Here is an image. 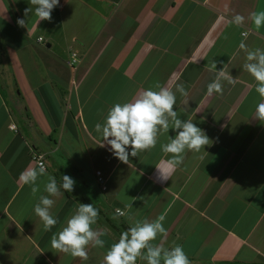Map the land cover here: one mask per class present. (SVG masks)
Returning <instances> with one entry per match:
<instances>
[{"label":"crops","instance_id":"obj_1","mask_svg":"<svg viewBox=\"0 0 264 264\" xmlns=\"http://www.w3.org/2000/svg\"><path fill=\"white\" fill-rule=\"evenodd\" d=\"M28 7L0 0V264H100L129 226L164 213L166 234L153 246L180 245L191 264H264V124L254 117L257 82L242 67L248 51L264 49V26L249 18L264 0H59L50 21L25 16ZM223 69L235 84L222 79V94L207 95ZM157 83L175 93L178 118L192 119L208 145L169 165L161 145L175 132L165 114L170 128L158 126L156 146L122 163L100 146L95 124L114 104L159 91ZM40 168L34 184L19 179ZM63 175L74 190L49 195V177L59 186ZM42 196L58 220L47 232L34 213ZM80 203L99 209L92 227L106 233L98 235L104 248L90 242L87 260L50 244Z\"/></svg>","mask_w":264,"mask_h":264},{"label":"clouds","instance_id":"obj_2","mask_svg":"<svg viewBox=\"0 0 264 264\" xmlns=\"http://www.w3.org/2000/svg\"><path fill=\"white\" fill-rule=\"evenodd\" d=\"M28 7L24 10V15L33 13L38 17V21L51 20V12L54 7L59 6V0H29ZM249 18L256 29L264 26V10L253 11L249 13ZM244 16L236 14L232 23L237 26L242 25ZM17 24L21 27L25 25V20L17 19ZM246 60L243 64V70L249 73L257 82L255 91L259 94L261 102L255 107L254 117L261 124H264V49L259 47L247 52ZM217 61L210 63L211 69L216 68ZM222 79H227L229 83L235 84L236 78L226 77L224 69L219 71L217 78L207 86V95L213 93L222 94ZM156 86L159 91L146 89L134 101L127 103H116L108 109L106 122L103 126L100 123L95 124V131L100 132L102 128L103 136L101 147H105L111 155L120 162L127 164L130 157H137L142 151H148L157 144V132L162 128L168 132L170 125L165 114L172 118L171 129L175 132L174 137L169 138V142L161 145V149L166 154H171L169 165L176 167L183 163L184 153L186 151L199 152L208 145L209 138L199 128L192 119L181 120L178 113L174 110L176 104V95L173 91L166 90L159 83ZM176 90L184 97L188 92L183 85H177ZM159 126V128H158ZM159 172L158 166L156 167ZM45 168L27 171L20 174L19 179L24 184L32 185L35 183L38 174L42 175ZM159 175L167 180V177L159 172ZM158 182V181H155ZM76 181L69 175H63L57 184L54 176H50L45 185V191L49 195H56L60 189L63 192H72ZM32 195L36 188H31ZM54 201L48 196H42L39 203L34 205V213L42 223L44 231H51L57 225L58 220L52 215L50 209ZM99 209L92 203H80L74 214L66 220L64 226L59 232L51 236V248L57 252L71 255L73 258L81 260L88 259L87 248L91 241L99 248L105 247V241L98 238V235L106 233H97L93 225L97 223ZM166 213L159 215L155 220L147 218L137 220L134 225L129 226L123 231L118 241L113 242L103 255L100 264H137V260L146 261V264H191L188 256L180 245H175L170 250H163L161 247L153 246L152 242L158 236H164L166 229L163 222Z\"/></svg>","mask_w":264,"mask_h":264},{"label":"built area","instance_id":"obj_3","mask_svg":"<svg viewBox=\"0 0 264 264\" xmlns=\"http://www.w3.org/2000/svg\"><path fill=\"white\" fill-rule=\"evenodd\" d=\"M37 39L40 40L41 39V36H37ZM72 54L74 55V53H72ZM31 157H32V159H34V161L36 162V164H38L39 166L43 167V163H42L41 159L39 158V155L38 154L32 153L31 154ZM96 173H98V171H96ZM97 178H98L99 181L101 180L100 176H98ZM116 211L119 212V213L121 212L118 209H116Z\"/></svg>","mask_w":264,"mask_h":264},{"label":"rangeland","instance_id":"obj_4","mask_svg":"<svg viewBox=\"0 0 264 264\" xmlns=\"http://www.w3.org/2000/svg\"><path fill=\"white\" fill-rule=\"evenodd\" d=\"M68 52H70V50H69ZM69 54H70V53H69Z\"/></svg>","mask_w":264,"mask_h":264}]
</instances>
